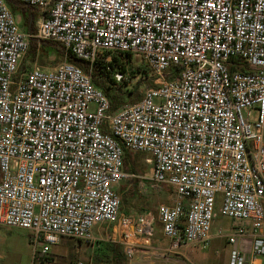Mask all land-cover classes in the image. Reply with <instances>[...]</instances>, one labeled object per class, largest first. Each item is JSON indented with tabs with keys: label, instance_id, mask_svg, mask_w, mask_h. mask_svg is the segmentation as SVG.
<instances>
[{
	"label": "built area",
	"instance_id": "obj_1",
	"mask_svg": "<svg viewBox=\"0 0 264 264\" xmlns=\"http://www.w3.org/2000/svg\"><path fill=\"white\" fill-rule=\"evenodd\" d=\"M23 1L39 13L34 33L0 0V225L34 232L33 264L62 236L94 241L104 223H119L129 256L156 221L171 249L207 245L220 235V196V212L245 221L221 235L230 264L264 256V0ZM31 38L63 44L90 70L64 61L22 71ZM118 51L142 56L159 79L110 112L92 65ZM123 147L151 155L171 204L121 217L117 188L141 177L124 170Z\"/></svg>",
	"mask_w": 264,
	"mask_h": 264
},
{
	"label": "rangeland",
	"instance_id": "obj_2",
	"mask_svg": "<svg viewBox=\"0 0 264 264\" xmlns=\"http://www.w3.org/2000/svg\"><path fill=\"white\" fill-rule=\"evenodd\" d=\"M16 16L19 25L26 31L22 16L19 14ZM38 17L39 13L37 19ZM35 25H37V20ZM44 55L47 56L46 62H43L41 57L35 60L31 58L25 60L27 68L35 64L44 68H55L62 63L59 62L57 65L52 63L56 59L55 52L51 51L48 55L47 53ZM101 55L108 57L106 53ZM132 63L148 67L143 57L135 53H132ZM150 73L151 75L155 74L152 70ZM124 79L125 86L132 87L141 79V76L132 77L130 74H126ZM149 88L151 86L148 83H143L140 86L143 93ZM134 153L138 165L137 175L141 177H136L139 178L136 185L132 183L130 185L128 181H123L127 183L124 192L120 189L121 185L117 188L122 200L121 217L127 214L137 215L148 209L156 213L160 204H171L175 198L172 186L168 184L156 185L152 180L151 155L142 151ZM220 209L221 196L216 207L217 216L212 229L214 235L219 233L220 235L214 236L207 245L194 243L171 249V239L163 234L161 223L156 221L150 244L136 246L133 254L129 256L124 245L117 241L118 232L114 229L115 226L120 228L119 223H104L95 228L96 239L91 242L67 236L60 237L58 243L50 245L49 253L43 264H77L78 261L85 264H230L232 245L228 243L225 236L221 235L235 232L245 221L223 215ZM33 234L34 232L28 228L0 225V264H33ZM111 242L118 244L117 249L120 254H114L110 249ZM246 246L248 248L247 243ZM262 258L264 259V256Z\"/></svg>",
	"mask_w": 264,
	"mask_h": 264
},
{
	"label": "trees",
	"instance_id": "obj_3",
	"mask_svg": "<svg viewBox=\"0 0 264 264\" xmlns=\"http://www.w3.org/2000/svg\"><path fill=\"white\" fill-rule=\"evenodd\" d=\"M11 10L14 14H19L23 18V25L26 27V31L29 33H34L36 30V20L38 11L26 4L23 0H7ZM55 52L56 59L52 61L53 64L57 65L59 62L68 61L74 63L85 71H89L91 64L86 59L75 56L71 51H67L63 44L53 41V40H39L37 38L30 39V47L26 53L23 61L22 71L27 69L25 60L31 58L32 60L41 57L43 62H46L47 55L50 52ZM148 66V65H147ZM150 68V66H148ZM148 67L142 65H134L132 63V53L131 52H114L112 53L111 60H108L104 55H102L93 65H92V80L94 84L100 87L106 96L110 100V112H115L119 110L126 103H134L143 98L144 93L140 90V86L143 83H148L149 86H158V75H151ZM178 67L175 66L170 71H178ZM240 70L250 72L251 69L247 65L240 67ZM117 73H121L123 77L126 74H130L132 77L141 76V79L134 84L132 87L125 86V79L118 80L116 77ZM104 130H106L104 128ZM123 168L124 170L131 173H138V165L136 161L135 151H132L126 147H123ZM136 185L139 178H131L125 180ZM123 182L120 185V189L124 192L127 188V183ZM129 187V186H128ZM174 190V189H173ZM122 206V200H121ZM80 240V239H79ZM110 249L114 254H120L117 247L118 244L111 242Z\"/></svg>",
	"mask_w": 264,
	"mask_h": 264
},
{
	"label": "crops",
	"instance_id": "obj_4",
	"mask_svg": "<svg viewBox=\"0 0 264 264\" xmlns=\"http://www.w3.org/2000/svg\"><path fill=\"white\" fill-rule=\"evenodd\" d=\"M253 264H264V259L262 257L251 259Z\"/></svg>",
	"mask_w": 264,
	"mask_h": 264
}]
</instances>
